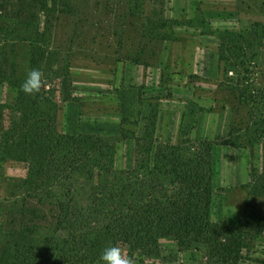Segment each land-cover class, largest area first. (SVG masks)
<instances>
[{"label":"rangeland","instance_id":"obj_1","mask_svg":"<svg viewBox=\"0 0 264 264\" xmlns=\"http://www.w3.org/2000/svg\"><path fill=\"white\" fill-rule=\"evenodd\" d=\"M46 7L50 12L37 0H0L3 130L11 124L16 83L30 71V44L40 39L41 87L50 101L42 110L52 113L55 104L58 132L112 145L118 170L132 168L136 141L151 129L155 142L212 141L211 220L233 224L245 210L264 215V198L245 186L251 165H261L259 146L250 152L221 143L232 121L247 124L251 103L241 89L264 95V0H49ZM225 30L234 39L258 33L246 43L254 56L245 62L247 71L224 70L219 45ZM132 89L138 118L120 117L118 124L122 90ZM158 115L166 136H155L151 126ZM27 170L24 161L0 160V254ZM119 248L132 264H207L205 248L183 249L170 237L159 240L156 255ZM237 264H264V231L244 239Z\"/></svg>","mask_w":264,"mask_h":264},{"label":"trees","instance_id":"obj_2","mask_svg":"<svg viewBox=\"0 0 264 264\" xmlns=\"http://www.w3.org/2000/svg\"><path fill=\"white\" fill-rule=\"evenodd\" d=\"M37 1L50 12L49 0ZM256 35L234 39L225 30L219 45L225 71L237 66L247 71L245 62L254 56L246 43ZM44 51L40 39L31 42L30 70L40 71ZM23 81H17L15 101L8 107V129L3 130L0 117V160L28 164L19 185L20 207L6 225L0 264H103L100 255L108 246L126 245L151 256L164 237L183 249L205 248L207 264H237L244 239L263 233L264 215L252 210L233 224L211 220L212 141L155 142L151 129L136 141L132 168L118 170L112 145L58 132L55 104L50 103L52 113L43 112L50 102L43 88L26 95L20 90ZM240 93L251 103L247 124L232 121L221 143L250 152L259 146L261 165H251L245 186L264 198V95ZM43 228L50 233L41 235Z\"/></svg>","mask_w":264,"mask_h":264},{"label":"clouds","instance_id":"obj_3","mask_svg":"<svg viewBox=\"0 0 264 264\" xmlns=\"http://www.w3.org/2000/svg\"><path fill=\"white\" fill-rule=\"evenodd\" d=\"M42 73L38 69L30 70L23 83L20 85V90L26 95H34L40 91L42 83ZM100 260L103 264H132V260L126 258L122 250L117 246H108L103 249Z\"/></svg>","mask_w":264,"mask_h":264},{"label":"crops","instance_id":"obj_4","mask_svg":"<svg viewBox=\"0 0 264 264\" xmlns=\"http://www.w3.org/2000/svg\"><path fill=\"white\" fill-rule=\"evenodd\" d=\"M134 70H135V72H134ZM133 72H134L133 73L134 74V77H136V80H137L138 70L136 69V67L133 69ZM138 108H139V103H138V93H137V90L132 89V92L131 93L129 91L122 90V94H121V107H120L119 117L117 119L118 124H119V120H120L119 118L120 117H121V119L138 118ZM97 120H98V117H97ZM114 133L115 132H113V135H114ZM154 133H155V136H159V137H161L165 133L162 130V123L160 122L159 115L157 116V119L155 120ZM69 134H73V133L70 132ZM164 136H166V134H164Z\"/></svg>","mask_w":264,"mask_h":264}]
</instances>
